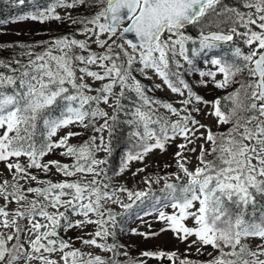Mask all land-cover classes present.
<instances>
[{
	"label": "snow or ice",
	"instance_id": "obj_1",
	"mask_svg": "<svg viewBox=\"0 0 264 264\" xmlns=\"http://www.w3.org/2000/svg\"><path fill=\"white\" fill-rule=\"evenodd\" d=\"M77 6L87 14L56 11ZM17 19L76 27L39 44L15 45L27 50L20 53L26 61L0 59L6 70L0 71V264H147L120 252L124 246L114 240L117 216L141 205L144 216L157 213L160 232L170 231L197 253L213 251L205 261L162 250L140 257L169 264H264V0H51ZM189 26L199 29L198 39ZM225 48L226 55L209 56ZM198 56L212 66L199 71L208 78L200 83L226 90L224 96L205 100L185 81ZM134 73L162 83L146 88ZM163 86L182 97L179 108L148 95ZM129 93L136 101L130 110L122 103ZM122 111L130 117L126 123L142 131L132 132L138 143L114 175L153 150L163 152L169 144L177 149L176 171L143 177L142 190L112 189L105 183L107 156L97 158L111 154ZM200 115L213 124L202 123ZM70 127L94 134L73 145L70 139L81 132L60 135ZM57 151L71 162L44 159ZM39 173L63 179H41ZM161 181L157 195L152 185ZM109 202L122 212L106 208ZM89 226L95 231L87 232ZM74 229L81 235L65 239ZM132 231L145 239L159 235ZM76 241L111 256L84 253ZM121 255L128 259L119 260Z\"/></svg>",
	"mask_w": 264,
	"mask_h": 264
},
{
	"label": "trees",
	"instance_id": "obj_2",
	"mask_svg": "<svg viewBox=\"0 0 264 264\" xmlns=\"http://www.w3.org/2000/svg\"><path fill=\"white\" fill-rule=\"evenodd\" d=\"M50 3H51V0H35V3H32L31 0H25V3L21 5L18 3V0H0V35L2 34L3 27L7 22L12 21V20H19V19H17L18 17L26 16L29 13L35 12L37 9V6L41 10H43ZM77 7H80L81 10L80 11H74L71 15L83 16V15L87 14L86 10L83 7H81V6H77ZM56 11H57V13H59L57 9H56ZM41 24H43V25L47 24L49 26L46 29L48 35L44 39H48L52 34H54L56 37L68 35L69 33L67 32V30L72 29L74 31V28L76 27V26H70L68 23H60L59 21H46V22L41 23ZM50 25H52V26H50ZM194 27L195 26H189L188 29L195 31V29H193ZM58 32L60 33V35H58ZM38 41H40V39L16 40L13 43H11V42H9V43L0 42V45H9V44L13 45V47H11V48L0 47V59L7 61V60L15 58V59H21V60L26 61V57H22L20 55V53L22 51H27V50L26 49H20L19 47H16L15 45H17L18 43L35 45V44H37L36 42H38ZM32 50L38 52V51H42L43 49L38 48V47H34ZM217 50L220 52V49L213 50L212 52L209 53V56L214 55V53ZM220 53H222V55H226L227 49H221ZM204 60H205V57H203V56L199 57L198 56L194 60V65H196L198 63L201 64L204 62ZM4 70L5 69L0 68V71H4ZM199 71H200V67L198 66V67L194 68V72L193 71H185L184 72L185 81L189 84V86L194 91L196 90V88H195V86L192 87L190 83L195 81L196 79L197 80L206 79V77H200L199 76ZM134 75H136L137 79L140 80L141 83L146 88H152L153 87L151 84L146 82V79L140 78L136 73H134ZM116 91H119V90H116ZM197 94L201 95L200 93H197ZM225 94H226V90H224L220 96H224ZM148 95L152 96L158 100L171 103L170 99H166L165 97L158 94L156 92V89L149 92ZM128 96H129V99L123 100L122 103L124 104L126 109L130 110L136 101H135V95L133 93H129ZM220 96H217V97H220ZM160 111H161V113H164L163 109H160ZM111 114H112V112H111ZM111 114H109V115H111ZM128 119H130V117L128 115H126L125 112L122 111V112L118 113V123H117V125L113 131L112 138H111V148H112L111 154L108 155V154L104 153V155L102 156V158H105L107 156V160H108L107 165L103 166V167H105V169L107 171V175L109 177V179L106 180L105 183H109L112 189H115L118 186H126L129 189L134 190V189H137L140 185H142V184L144 185L143 177L151 176V177L155 178L157 176H162L161 174L163 173V169H157V170H154L153 172L149 173V175H147V173H143L138 178H135L132 176L133 177L132 181L129 179V176L121 178V175L123 173L120 174L119 176L114 175V173L119 170L121 161L124 158L125 154L129 150L132 149L134 144L138 143L136 137L131 135L132 132L133 131H142V128L137 129V128L127 124L126 121ZM76 131L77 132L81 131L84 134V136L79 139V140H82L83 142L85 140H87L89 138V136L94 134L91 130H84L82 128H80V129L76 128ZM107 138H108V133H107ZM166 148H167V145H166ZM70 162L71 161H69L68 163H70ZM141 163L142 162H140V161L130 162L129 170L131 171L133 166H137ZM32 171L34 173L36 172L35 169H33ZM40 174H42L44 177L43 173H39V176H40ZM48 177L49 176L45 177V179ZM152 187H153V190L156 192V194L159 195L160 194L159 190H160V188L163 187V181H161L159 184H153ZM143 210H144V206H142V205L139 207L133 206V208L131 210L123 213L122 215L117 216V226L114 229L115 234H116L115 240L117 239L118 242L120 243V245L122 244L126 249L129 248V250H126V251L128 252V254L130 253L131 256L136 255V257H137L143 251H161L162 250L165 252H171V250H166L164 247H161V246L147 247L145 249L143 247L138 248V247H134L132 245H130V247H129L130 242L127 243L121 239L122 238L121 236L125 232H133L132 230L134 228H132L130 226V224L134 219L143 218L145 220H149L152 218L153 214H157V213L153 212L152 215L144 216ZM162 210L164 211V209H162ZM115 213H119V212H115ZM162 227H164L163 222H160L157 220L154 223H151L150 227L148 226L146 233H151V232L158 233ZM91 229L92 230L94 229V231H95V226H92ZM141 233H143V232H141ZM61 234L65 235L64 233H61ZM149 237L152 238L153 236H149ZM212 251L213 250L211 248L209 251L204 250V254L202 255V259L200 257L192 254V253H189V252L180 253V255H181V257H183L184 255H187L190 259H193V260L205 261V260L209 259L207 253L212 252ZM163 263L169 264V261L164 259Z\"/></svg>",
	"mask_w": 264,
	"mask_h": 264
},
{
	"label": "rangeland",
	"instance_id": "obj_3",
	"mask_svg": "<svg viewBox=\"0 0 264 264\" xmlns=\"http://www.w3.org/2000/svg\"><path fill=\"white\" fill-rule=\"evenodd\" d=\"M57 10L60 13V15H64V14H66V12H70L72 14L74 11H80L81 8L77 7L74 10H65V9L57 8ZM50 26H52V25H50ZM48 27L49 26L47 24L43 25L39 21H33L31 19L12 20V21L7 22L4 25L3 32L0 35V42H6V43L11 42V43H13L16 40L40 39V41L36 42L37 44H39L42 41H49V40L55 38L56 36L54 34H52L48 39H44L48 35L47 30H46ZM198 30H199L198 28L195 29V31H198ZM187 31L191 35L195 32L194 30H189V29H187ZM67 32L69 34H71L74 31L72 29H70V30H67ZM58 35H60L59 32H58ZM77 38L79 39L82 37L77 36ZM93 47H95V46L93 45ZM220 52H221V49H220ZM220 52L217 50L214 53V55H222V53H220ZM199 57H201V56H199ZM203 63L196 64L194 68L199 66L200 71H204V70L207 71V70H209V68L212 67L210 64H206L205 62H203ZM189 67L190 66L185 64V69H187ZM194 68L192 70L193 72H194ZM4 71H6V70H4ZM136 74L140 78H143L138 73H136ZM149 75H152V74L149 73ZM206 79H208V78H206ZM217 79H221V76L218 75ZM196 80L191 82L190 84L192 87L195 86V88H196L195 92L200 93L205 100H209V101L214 100L217 96H220L224 91L222 89H216L211 83H208V85L205 87L200 83L201 80H197V81ZM146 82H148L152 86L154 84H157V83H162L155 76H152V79L146 80ZM95 86H97V85H94V87ZM116 90H119V89H116ZM227 91H231V89H228ZM156 92L158 94H160L161 96L165 97L166 99H170L171 103L175 107H177V108L180 107V104L178 103V101L180 99H182V97L178 96L177 94L171 93L170 90L166 86H163L160 89H156ZM101 107L104 108L105 111H107L109 114H111L112 110L109 109L107 106L101 105ZM197 118L200 119L202 123L213 124V121H211L206 116L200 115ZM172 119H175V117H172ZM102 122L103 121H100V123H102ZM76 128H78V127H70L68 129H64L60 133V135H64L67 131L77 132ZM78 129H80V128H78ZM213 130H215V128H213ZM78 132H81V131H78ZM83 136H84V134L82 133V135H80V136L73 137L70 139L69 143L73 144V145H79V144L83 143L82 140H79ZM104 136L107 139V133L106 132L104 133ZM178 142H180V141H177V143ZM176 150L177 149H176L175 144H169V145H167L166 150L163 152H161L160 150H154V151L150 152L145 157L144 161L141 164H139L137 166H133L132 170L131 171L129 170V171L123 173L121 175V178L129 176V179L132 181L133 177H134L132 175V173L135 172L136 169L141 168V167H145V166H146L145 171L136 175L135 178L140 177L143 173H147V175H149V173H151L157 169H163V173L161 174L162 176H166L168 173L176 171L174 159H173V154ZM103 155H104V152H99V153H97V158H102ZM44 159L45 160H60V161L65 162V163H68L70 161L67 158L61 157L59 155V151L52 153V154H49ZM166 165H171V166L165 167ZM2 168H3V164H0V169H2ZM40 178L45 179V176L43 177V175L40 174ZM46 179H51L53 181H57V180L63 179V177L60 176L59 174H49V177ZM88 179L90 180L91 176H89ZM145 187L146 186L142 184L137 189H134V190H142ZM117 195L120 196V198L122 200L127 202L125 195L119 194V193ZM105 207L111 208L115 212H119V213L122 212V209H121L119 204H112L111 202H109L108 204L105 205ZM163 209L167 213L172 212L171 208H163ZM156 216H157V214H153L152 218L149 220H145L143 218H141V219L136 218L131 222L130 226L136 230V233H141V232L146 233L148 226L151 223H154L155 221H157ZM188 223H189V225H191V221H189ZM91 228H92V226H89L86 229V231L87 232H93L94 229L92 230ZM110 230H112V229H110ZM158 233H159V235H157V236H154L152 238L149 237V238L145 239L143 236L138 235V234H134L133 232H125L121 236L122 237L121 239L127 243L130 242L129 247H130V245H132L134 247H138V248L143 247L145 249L147 247L161 246V247H164L166 250H171V252L175 251L177 253V255L180 257H181L180 253H186V249H187V252L192 253V254H194V255H196L202 259L203 254L197 253L194 247L190 248V249L187 248V245L184 243H180L178 240H176L170 231L169 232H160L159 231ZM78 235H81V233L78 230L74 229V230L69 231L65 235V239H67L68 237H72L73 239H75V237ZM114 240H115V238H114ZM108 242L112 243L113 238L109 237ZM115 242L120 244L117 239L115 240ZM74 246L76 248H79L84 253L91 252L93 255H100L106 259L109 256H111V253L103 252L100 249L83 246L80 244L79 241H76ZM253 246H255V245L253 244ZM210 248L211 247H208L205 250L209 251ZM126 250H129V248L126 249L125 247H122L119 249L120 252H124ZM214 255H215V253H214ZM129 257H131L133 259H136V258L144 259V260H146L147 264H164L163 260H158V259H153V258H148V257H140V255H138L136 257V255L131 256V254L129 253ZM85 259H87V257H85ZM118 259L121 261H124V260L128 259V257L121 255L118 257Z\"/></svg>",
	"mask_w": 264,
	"mask_h": 264
},
{
	"label": "water",
	"instance_id": "obj_4",
	"mask_svg": "<svg viewBox=\"0 0 264 264\" xmlns=\"http://www.w3.org/2000/svg\"><path fill=\"white\" fill-rule=\"evenodd\" d=\"M198 35H199V31L196 32V33L194 34V36H195L196 38H198Z\"/></svg>",
	"mask_w": 264,
	"mask_h": 264
},
{
	"label": "flooded vegetation",
	"instance_id": "obj_5",
	"mask_svg": "<svg viewBox=\"0 0 264 264\" xmlns=\"http://www.w3.org/2000/svg\"><path fill=\"white\" fill-rule=\"evenodd\" d=\"M193 29H197V27H194ZM194 34H195V33H193V34H192V35H193V37H194Z\"/></svg>",
	"mask_w": 264,
	"mask_h": 264
}]
</instances>
